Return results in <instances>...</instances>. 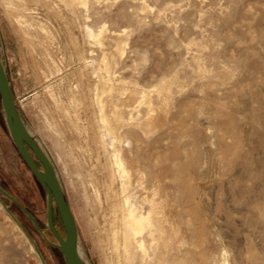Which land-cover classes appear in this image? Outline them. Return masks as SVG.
I'll return each mask as SVG.
<instances>
[{
  "label": "rangeland",
  "instance_id": "374dc122",
  "mask_svg": "<svg viewBox=\"0 0 264 264\" xmlns=\"http://www.w3.org/2000/svg\"><path fill=\"white\" fill-rule=\"evenodd\" d=\"M85 3L0 0V61L21 119L51 161L74 216L81 259L101 264L98 226L73 157L97 164L103 190L108 162L91 97L105 61L117 83L105 96L106 114L114 119V103L124 111L122 130L133 133L124 156L149 172V185L160 189L169 212L170 247L162 264H219L222 258L264 264V0ZM22 6L29 8L28 28L15 18ZM75 95L79 104L72 106ZM129 113L133 124L126 123ZM79 146L92 150V158ZM0 187L39 227L0 192L7 209L0 207V264H41L32 247L44 264H65L47 226L46 192L8 132L1 101ZM53 209L54 227L64 237Z\"/></svg>",
  "mask_w": 264,
  "mask_h": 264
},
{
  "label": "bare ground",
  "instance_id": "6f19581e",
  "mask_svg": "<svg viewBox=\"0 0 264 264\" xmlns=\"http://www.w3.org/2000/svg\"><path fill=\"white\" fill-rule=\"evenodd\" d=\"M68 1L72 3L86 4L85 0H68ZM6 3H8L9 7L13 6L12 5L13 3L11 1ZM22 9L23 12L21 10L20 11L22 13L17 12L19 14H17L15 18L18 23L24 24L28 28L30 24H32L28 19V17L26 16L27 10L29 8L26 6H22ZM40 27L44 28L42 25H40ZM93 34L94 33H92V35ZM98 42H100L99 39ZM100 66L102 68V71H104L105 75L102 74H101L102 76L99 75L98 81L95 82V84H93L94 87L92 90L91 99L94 106L98 110L97 111V122L99 126L98 138L106 153L107 162H108L107 163L108 176L107 179L102 184V186L104 187L103 190L99 188V185L97 184V180H96L97 164L91 162V159L89 160L90 162H87L86 164L82 160L83 158L78 157L76 153H74L75 157H73L80 168L78 176L80 178V186L82 187L81 195L84 197L86 205L88 207L89 216L91 218L90 220H92L93 223H96L98 226L97 230L95 231L97 235V239L95 241L96 251L98 252L101 258V264H162L161 256L162 254L164 256L165 255L164 253H166V251L169 250L170 247L168 244L169 237H167L168 230H166V223L168 222L167 213L169 212H167L165 208V204H164L165 199L163 200V196L159 194L160 189L158 190V188L156 189V187L155 188L152 187L153 179L151 180L149 172L146 174L145 170L141 169L142 167L140 165L139 166L137 165L139 168H133L129 164L126 157L124 156L123 153L125 149L124 147L127 143H129L128 137L133 133L131 131H129V133L123 131L124 129L122 130L123 121H124V117H123L124 111L122 112L118 108V105L116 103H114V109L112 110V116L114 117V119L112 120L106 114L105 96L110 95L112 91L116 90L117 83L110 81L111 80L109 78L110 75L109 73L111 70L110 64L105 61H102ZM70 88L72 90V87ZM75 97L76 95L72 96L70 99V104L72 106H76L77 104H79L77 98ZM140 101H144V98H141ZM145 111L147 110L145 109ZM125 116H126L125 118L126 123L128 124L134 123L135 121L134 114L129 113L128 116L127 115ZM129 129L131 130V128ZM132 130L134 132V129ZM132 137L134 136L132 135ZM79 149L80 151H83V153L84 151L88 150L87 153L89 155V158H92V152H91L92 150L85 149L83 148V146H79ZM137 161H139L138 158ZM78 166H76V168ZM65 170H66V174L70 176L66 164H65ZM71 180L73 182V178H71ZM150 180L152 182L151 185H149ZM89 191H91L92 194H94V197L97 201L98 206L96 210L91 206L89 200V195H90ZM0 207L2 208L1 210H7L1 199H0ZM167 224L169 225V223ZM169 231L171 232V230ZM32 250L34 251L37 258L41 261V264H44L37 249L32 247ZM170 252L168 253L171 254L172 252L171 253ZM173 253L176 254L175 252ZM180 255L182 256V254ZM171 256L169 257L171 258ZM169 262L170 264H178L176 263L175 260ZM165 264H169V263L165 262ZM219 264H227V263L226 260L222 258L219 260Z\"/></svg>",
  "mask_w": 264,
  "mask_h": 264
},
{
  "label": "water",
  "instance_id": "95a60500",
  "mask_svg": "<svg viewBox=\"0 0 264 264\" xmlns=\"http://www.w3.org/2000/svg\"><path fill=\"white\" fill-rule=\"evenodd\" d=\"M0 101L5 114V124L8 132L24 162L32 172L36 180L42 185L46 192L47 203V226L49 231L58 241V247L62 252L65 264H85L79 257L77 251V227L74 216L66 202L63 190L58 181L51 161L44 153L39 143L29 133L19 114L13 93L7 78L3 64L0 61ZM33 152L36 159L40 162L42 169H39L31 155ZM0 192L9 199L16 202L21 209L33 220L38 227L33 216L10 194L0 187ZM53 204L60 216L65 230V236L61 237L56 231L53 223ZM6 207V206H5Z\"/></svg>",
  "mask_w": 264,
  "mask_h": 264
}]
</instances>
